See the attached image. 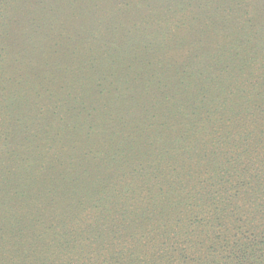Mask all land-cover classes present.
<instances>
[{
    "label": "rangeland",
    "instance_id": "obj_1",
    "mask_svg": "<svg viewBox=\"0 0 264 264\" xmlns=\"http://www.w3.org/2000/svg\"><path fill=\"white\" fill-rule=\"evenodd\" d=\"M262 83L264 0H0V264L40 263L76 185L204 145Z\"/></svg>",
    "mask_w": 264,
    "mask_h": 264
},
{
    "label": "trees",
    "instance_id": "obj_2",
    "mask_svg": "<svg viewBox=\"0 0 264 264\" xmlns=\"http://www.w3.org/2000/svg\"><path fill=\"white\" fill-rule=\"evenodd\" d=\"M242 96L243 120L204 145L176 136L151 150L165 158L149 171L139 162L111 186L76 185L38 227V264H264V83Z\"/></svg>",
    "mask_w": 264,
    "mask_h": 264
}]
</instances>
